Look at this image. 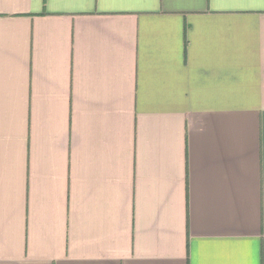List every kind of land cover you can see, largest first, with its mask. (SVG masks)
Instances as JSON below:
<instances>
[{
  "label": "crops",
  "instance_id": "0c3cea01",
  "mask_svg": "<svg viewBox=\"0 0 264 264\" xmlns=\"http://www.w3.org/2000/svg\"><path fill=\"white\" fill-rule=\"evenodd\" d=\"M0 264H264V0H0Z\"/></svg>",
  "mask_w": 264,
  "mask_h": 264
}]
</instances>
